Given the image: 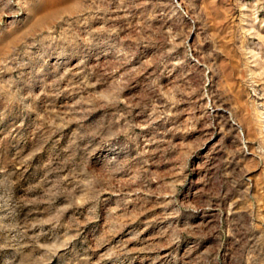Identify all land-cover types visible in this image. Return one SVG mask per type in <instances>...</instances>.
<instances>
[{
	"label": "rangeland",
	"instance_id": "1",
	"mask_svg": "<svg viewBox=\"0 0 264 264\" xmlns=\"http://www.w3.org/2000/svg\"><path fill=\"white\" fill-rule=\"evenodd\" d=\"M0 264H264V0H0Z\"/></svg>",
	"mask_w": 264,
	"mask_h": 264
}]
</instances>
